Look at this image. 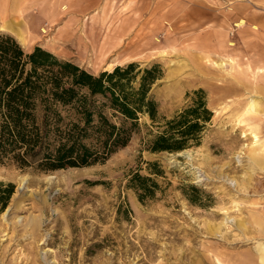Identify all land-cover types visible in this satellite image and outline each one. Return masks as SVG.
Listing matches in <instances>:
<instances>
[{
  "label": "rangeland",
  "instance_id": "rangeland-1",
  "mask_svg": "<svg viewBox=\"0 0 264 264\" xmlns=\"http://www.w3.org/2000/svg\"><path fill=\"white\" fill-rule=\"evenodd\" d=\"M234 12L264 25V0H0V31L25 50L40 45L93 73L157 62L160 116L199 88L213 111L200 143L179 152L148 149L157 129L143 115L104 162H0V180L15 184L0 212V264H264V75L236 41ZM134 172L157 182L152 196L140 199Z\"/></svg>",
  "mask_w": 264,
  "mask_h": 264
},
{
  "label": "trees",
  "instance_id": "trees-1",
  "mask_svg": "<svg viewBox=\"0 0 264 264\" xmlns=\"http://www.w3.org/2000/svg\"><path fill=\"white\" fill-rule=\"evenodd\" d=\"M163 75L160 63L135 61L93 73L35 45L25 50L0 31V162L44 171L104 162L130 141L147 115L157 131L151 151L179 152L201 141L213 111L202 88L173 116L159 115L151 95ZM130 182L153 195L157 182L134 172ZM15 191L0 180V212Z\"/></svg>",
  "mask_w": 264,
  "mask_h": 264
},
{
  "label": "crops",
  "instance_id": "crops-1",
  "mask_svg": "<svg viewBox=\"0 0 264 264\" xmlns=\"http://www.w3.org/2000/svg\"><path fill=\"white\" fill-rule=\"evenodd\" d=\"M230 16L234 25L238 24L236 25L238 27L236 41L242 42L244 46L247 44V46L244 47V55L249 58V63L255 65L256 67L258 66L259 72H261L262 68H264V43H262L264 42V29L262 28L264 25L260 22H255L256 20L254 19L249 20L244 14L238 15L234 12V14L231 13L229 15V18ZM210 32L213 33L214 31L210 30ZM228 44L232 45L234 42L230 41ZM232 60V58L228 59L230 63H232ZM222 61H224V59H222ZM255 75L258 78L259 76L264 75V72H255Z\"/></svg>",
  "mask_w": 264,
  "mask_h": 264
},
{
  "label": "bare ground",
  "instance_id": "bare-ground-1",
  "mask_svg": "<svg viewBox=\"0 0 264 264\" xmlns=\"http://www.w3.org/2000/svg\"><path fill=\"white\" fill-rule=\"evenodd\" d=\"M5 4H7V2L5 1L4 3H3V6H6ZM13 7V6H12ZM15 8H18L17 6L15 7ZM6 9V8H5ZM19 9H20V7H19ZM2 10V9H1ZM5 11V10H4ZM242 21V20H241ZM20 23H21V21H20ZM16 24H19V23H16ZM241 24V23H240ZM236 25H238V24H236ZM18 26V25H17ZM18 28H19V30H17L15 33H16V35L18 36V38L19 39H24L25 38V36H24V32H23V30L18 26ZM42 31H44V29H41ZM111 65V64H110ZM222 66H223V64H221ZM220 66V65H219ZM108 67H111V66H108ZM262 72H264V68H262V70H261V73ZM253 98V97H252ZM253 106V105H252ZM259 108V107H258ZM252 133V132H251ZM258 135V134H257ZM52 176V175H51ZM26 178V177H25ZM24 177L21 179V184H20V186L21 185H23L24 183H25V179ZM49 180V179H48ZM26 184V183H25Z\"/></svg>",
  "mask_w": 264,
  "mask_h": 264
},
{
  "label": "water",
  "instance_id": "water-1",
  "mask_svg": "<svg viewBox=\"0 0 264 264\" xmlns=\"http://www.w3.org/2000/svg\"><path fill=\"white\" fill-rule=\"evenodd\" d=\"M9 208H10L9 206L6 208V212L9 210Z\"/></svg>",
  "mask_w": 264,
  "mask_h": 264
}]
</instances>
